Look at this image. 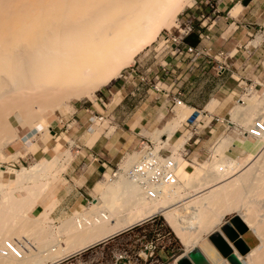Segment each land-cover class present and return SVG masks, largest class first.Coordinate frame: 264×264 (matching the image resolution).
Instances as JSON below:
<instances>
[{
    "label": "bare ground",
    "instance_id": "1",
    "mask_svg": "<svg viewBox=\"0 0 264 264\" xmlns=\"http://www.w3.org/2000/svg\"><path fill=\"white\" fill-rule=\"evenodd\" d=\"M189 4L192 5L191 0H0V136L5 134L6 141L9 140L10 144L11 140L13 142V140L20 138L18 133L14 131L18 127L17 124L28 125L33 128L36 122L46 121L43 115L48 106L59 108L67 99L90 97L92 93L119 79L122 72L135 62L136 57L157 41L164 28L170 29L175 24L174 21H176L175 18L178 17V13ZM179 107H185V105ZM191 112L190 110L179 113L178 120L168 125L169 127L163 133L160 132L158 139H161V141L157 142L158 145L156 146V149L159 147V151L156 150L153 156H160L162 146L164 148L172 146L169 142H173L177 130L182 127V124L192 114ZM232 115L234 117L233 121L241 122L247 128V135L250 139L249 142H247L248 140L245 142L238 139L239 146L236 148L248 149L249 155L244 154L246 157L242 155L244 156L243 160L240 157L235 165L233 163L234 169H238L237 173L242 167L246 171H244L243 177L237 180V182L243 180L241 181L242 186L237 184L236 180L232 181V185L236 183L239 186L235 185L236 188L243 187L240 188L241 195L237 198L244 201L245 204L240 206L243 203L241 202L238 206L244 211L242 214L245 222L258 231L264 243V209L262 206L257 205L258 198L261 199L264 196V99L260 100L257 96L246 98L241 101ZM48 128H50V125H48ZM54 134H56L53 135L54 139H57L56 149L60 153L64 146L62 141L65 138L63 139L57 132H54ZM166 134H168L169 139ZM183 137L182 142L173 148L174 156L172 159L175 163V171L184 162H186L184 163L185 170L189 165L182 152L188 151L186 146L192 139V134L185 132ZM92 139L97 140V135ZM2 145L4 147V144ZM222 147L235 148L230 142L224 143ZM145 153L142 152V155ZM64 154L66 152H63L61 157ZM17 155L16 158H18ZM66 155H69V153ZM61 157H56L51 164H39L28 172L11 173L12 183L17 186H22L29 180L32 182L33 179L34 182L36 181V183H33L34 185L40 183L37 187L32 186L33 190H28L31 188L25 189L27 196L23 200L15 199L14 195L9 193L15 190L8 192L9 185L0 183V264H55L64 256L72 255L86 246L89 247V245L98 241L106 240V238L157 214L167 206H171V195L178 191L176 185H173L175 188H173L174 192L171 193L169 184L176 182L178 179V173L175 171L173 181H170L169 185L167 184L169 188L166 184L155 187L154 184L149 182L148 178L138 179L136 177L134 179L129 176V171L132 168H129L127 173L115 175L112 179L108 176L110 178L108 183H100L96 186L98 196L94 198L93 207L90 208L91 211L63 223V230H59L63 235H67L64 233L65 230L69 232L71 230L70 237L64 239L66 240L65 244L64 241L52 239L51 236L55 233L52 230L54 227H52L51 222L47 223L46 221L48 225H41L43 223L42 219L44 220L45 217L49 219L46 216L47 213L44 215L45 217L43 216L44 218L41 217L46 211L40 213L41 216L36 217L38 220L28 216L34 205L37 204L35 203L37 200L38 203L41 201L46 209L52 207V203H46L45 198L51 186L58 179L48 186L46 181L50 178L49 175L52 177L51 167H54V164H60ZM137 157L132 160V164L136 165L140 161L136 162ZM222 161L224 162V160ZM211 165L214 166L213 162ZM8 167L0 165V169H3L0 172L3 174L11 172ZM123 170L125 172L127 168ZM231 170L235 172L233 168ZM63 171L61 169V172ZM205 174L206 172H204L203 177ZM226 174H228V171ZM231 175H233V172ZM55 176L58 177L57 174ZM197 176L195 175L193 179L195 180ZM187 181L186 184L189 182ZM142 182L146 184L144 185ZM227 185L225 186L228 188H224L222 185L226 191V193H223L230 194L227 189L231 188L232 190L229 191L236 197L237 192L235 191L236 195L232 191H238V189H233L234 186H230L231 184ZM12 188H14V185ZM179 189L181 190L180 187ZM212 190L215 191V189ZM216 190L219 192V189ZM220 192L219 196H221ZM210 193L212 195L214 192L210 191ZM249 196H258L257 201L251 200L252 203L250 204L247 201L250 198ZM226 197L228 196L226 195ZM209 198L207 199L209 200ZM242 198L243 200H241ZM211 200L213 201V199ZM213 204L215 203L213 202ZM55 206L56 204L52 208H55ZM235 206L230 209H235ZM196 210L198 211L197 214L201 213L199 212L200 209ZM174 211L177 212L176 209ZM169 212H167L168 216L170 213L172 214V212ZM184 212L187 213L188 211L186 212L185 209ZM197 214H195L196 217H199V214ZM188 215L190 219V213ZM193 216L194 214H192ZM167 219L172 220V222L178 220L168 217ZM38 228H40V231ZM191 228L194 227L191 225ZM15 236L18 239L14 238ZM263 245L244 257L248 258L245 262L248 264H264ZM11 247L15 248L17 253L13 252ZM239 257L243 261L244 258L240 255Z\"/></svg>",
    "mask_w": 264,
    "mask_h": 264
},
{
    "label": "crops",
    "instance_id": "2",
    "mask_svg": "<svg viewBox=\"0 0 264 264\" xmlns=\"http://www.w3.org/2000/svg\"><path fill=\"white\" fill-rule=\"evenodd\" d=\"M212 12L213 11H210L206 3L203 2L200 6H197L195 10L188 12L186 16L192 19V21L194 20L195 23L198 20V25L201 26L202 31L205 34L211 35V41L205 42V44L211 45L215 53L219 51L230 53L231 58L226 62L227 71L224 74L218 72L217 63H210L208 60H201L194 64L189 60H176L175 58L169 57L167 58V62H165L164 57L155 55L156 58L158 57V61L156 64L151 65L155 66L153 67V73L149 74V72L146 71L149 74L150 80H153L152 84L156 83L154 77L157 75V71H159L161 66L171 65L170 71L172 72L171 77L162 84L160 92L150 88L147 84H143L139 77L124 79L118 84H115L114 88L103 93L104 95L112 96L108 97L109 103L106 105H102L99 102L94 103L92 104L94 110L91 112H88V109H91L90 107L77 109L71 119L74 120V123H72V127H68V130L74 129V137L88 150V152H90L89 158L91 163L87 167L88 174L85 176L86 181L82 186L83 188L95 182L94 176L96 172H104L109 168L119 166L123 158L127 155L137 153L141 155L142 152H144L142 150V142H144V140L153 142L152 138H148L147 135L152 136L157 130H161L159 128L164 123L170 124L175 118L178 120L180 114L186 111L188 112L191 110L192 114L196 111H200L202 117L200 118L201 128L198 131V136L200 135L201 137H197L199 139H197L198 142L195 144L196 147L194 150H189V155L186 158L189 165L185 170L184 163L186 162H184L182 166H180L181 169H176L175 172L178 173L176 182L178 184L176 182L169 183L171 193L174 192L173 188L176 187L178 189V191L175 192L176 194L173 193L175 196L173 194L171 195V206H167L157 214L149 217L148 219H151L148 222L140 224L148 220L146 219L133 225L132 227L140 224L134 228L129 227L117 233V235L115 234L106 238V240L98 241L91 244L92 246L89 245V247L86 246L72 255L60 258L55 264H66L67 262H70L68 264H126L124 259L116 261V258L123 253H130L133 256L141 257V264H179L182 259L187 258L188 254L194 250L200 251L210 264H230L221 256L210 241V237L216 233H221L224 240L233 248L234 253L239 256L237 249L221 230L232 218L243 216L242 212L244 211H242L243 209L241 210L240 206H243L245 202L237 198L241 195L239 190L243 188L241 187V181L243 180L239 182H237V180L243 177L246 169L242 167L243 169L241 168V170L243 173L241 170H239L241 173L239 171L237 173L236 171L238 169H234L237 159L234 160V158L244 157V154L249 155V152H247L248 149H242V151L236 147L239 146L238 139L245 142L247 140V142H249L250 139L247 134H242L243 136L227 134L222 140L219 139L221 142H219L220 147L218 146V149L215 148L216 150L214 149L212 151V147L214 146L212 138L215 137V132L218 130V128L215 129L214 127V118L228 116L236 106L239 91L243 87L244 80L249 78V73L260 72L258 65L264 58V0H216L215 12ZM207 14L209 15L207 16ZM201 15H203L205 19L201 18ZM148 56L149 54L145 57L147 58ZM143 62L144 60H140L139 64L142 69L146 70V66H144L145 64ZM179 92L181 93V98L185 107L175 106L172 101V98ZM211 106L213 107L211 108ZM177 108H179L180 114L176 110ZM92 112L98 114L99 117L103 116V122L108 121L109 126L106 128H97ZM171 113L173 115L172 118L170 116ZM192 114L189 115L187 120ZM206 119H208L207 123ZM169 120L170 122H168ZM187 120L185 122H187ZM97 132H100V136L93 142V135ZM178 133L179 130L176 132L173 139ZM207 134L212 136L206 137ZM35 138L36 137L32 138V140ZM51 142L52 140L46 143V146H49ZM223 142H230L235 148H224L222 147L224 144ZM37 144L40 146L38 151L35 154L29 153L28 156H36L40 153L46 154L44 149L45 144L40 140ZM211 145L213 146L211 147ZM228 154L234 158L230 157ZM238 154L240 156H238ZM210 155V159L204 162ZM216 157L217 159H215ZM218 157L221 159L219 160ZM222 160H224V162ZM212 162L215 167L211 165ZM218 164L222 165L219 166ZM231 167L235 172L231 170ZM190 169L194 171L189 172ZM209 169L210 171H208ZM226 170L228 174H226ZM230 171L233 172L231 176L230 174L232 172ZM204 172H206V174L203 177ZM197 174H199L198 176L200 177H198ZM179 175L182 177L183 181L180 180L181 178ZM195 175L198 178L196 177L194 180L193 178H195ZM199 178L201 179L199 180ZM186 180L189 181H187L188 183L192 182L186 184ZM234 180H236L235 182H237V184H241L240 188H236V186H238L236 183L232 185V181L234 182ZM193 182L194 184H192ZM225 183L234 186L233 189H238L239 192L237 190L232 191L234 193L235 191L237 192L238 195L235 193L237 195L236 197L229 191L231 188H229V190L227 189L230 194L223 193H226L224 188L229 187ZM167 184L166 186L168 187L169 184ZM173 185L176 186L174 187ZM212 189H215V191ZM216 189H219V192L223 190L220 192L221 196H219L220 194ZM210 191L217 193H212V195H210ZM226 195L228 197H226ZM207 198H209V200ZM211 199H213V201ZM241 200H243V198ZM82 201L83 199L80 197L77 201H68L67 199L66 204L79 206ZM233 201L236 203L234 204ZM247 201L251 204L254 200ZM213 202L215 204H213ZM239 203H241L240 206H238ZM233 205H237L235 207L238 209L240 208L239 211L236 208L231 210V207L234 208ZM175 209L177 212L174 211ZM185 209L186 212L188 211L187 213L184 212ZM194 209H200L199 212L202 213H200L201 215L198 213L200 218L198 216L196 217L195 214H197L196 212L198 211ZM168 211L172 212V214L169 212V216L167 213ZM194 211L195 213H193ZM180 212L183 213L181 214ZM189 213L190 219L188 218ZM192 214H194L195 217H192ZM167 217L178 220L172 222V220L167 219ZM193 218L198 219L194 220ZM242 219L245 222L244 216ZM186 220L189 222L187 223ZM245 223L247 224V222ZM191 225L194 228L190 229ZM247 226L249 227V231L241 238L253 252L262 246L263 241L256 229L249 226V224H247ZM148 240H154L158 246L153 256L144 250ZM174 241L180 242L181 252L179 254H174L175 249L172 246ZM120 246L121 249H117L116 252L112 253L111 259L107 258L106 255L111 249L115 247L119 248ZM247 259H243L245 264L247 263L245 262Z\"/></svg>",
    "mask_w": 264,
    "mask_h": 264
},
{
    "label": "rangeland",
    "instance_id": "3",
    "mask_svg": "<svg viewBox=\"0 0 264 264\" xmlns=\"http://www.w3.org/2000/svg\"><path fill=\"white\" fill-rule=\"evenodd\" d=\"M191 1H192V5H190V4L186 5L184 7V9H182L181 12H179L180 14L178 13V17H176L175 18L176 21H174L175 24H173L170 29L175 27L176 24H178L179 20L181 21L180 23H184V24L185 23L187 24L189 21H192V19L187 17L186 14L192 10H195L197 8V6H200L203 2L206 3V5H207V7H209L210 11L215 12L216 0H191ZM208 15L209 14H207V16ZM201 18L205 19L203 15H201ZM192 22H193V24H197L198 28L200 27L198 25L199 24L198 20L196 21V23L194 20ZM168 29L164 28L163 31H166ZM161 42L162 41H161V34H160L157 41L153 45H151V46L147 47L145 50H143L136 57L135 62H133L131 64V66H129L128 68H126L122 72V75L120 76L119 79L115 80L110 85L105 86L102 89L92 93L90 97H85L82 99H78V98H71L70 100L67 99L61 105L59 104L60 106L57 105V106H59V108L55 107V106L54 107L48 106L44 110L45 113L43 115L44 116L43 118H45L46 121L40 120V121L36 122L35 125L33 126V128H32V126H28V125L22 126L21 124H17L18 127L15 128L14 131L16 133H18L20 138L13 140V142L11 140L10 144L8 142L9 140L6 141V138H5L6 135L1 134V136H0V143H1L0 144V152H2V153H0V156L1 155L2 156L0 157L1 158L0 159V165L6 166V167L9 166L8 168L11 169V172H8L6 174H3L0 172V183L4 184V185H9V188H7L8 192L15 190L14 192H9V193H12L14 195L15 199H17V200H23L27 196L25 189L27 190L28 188H31L32 186L37 187L40 183L39 184L37 183L34 185L33 183H36V181L34 182V179H33L32 182L29 180V181H27V183H24L25 186L24 185L17 186L15 183L14 184L12 183V177H11L12 174L11 173L18 172V171H19V173H21V171H22V173L28 172V171H30V169L36 168V166H38L39 164H44V163L51 164L53 161H55L56 157H58V156L61 157L63 152H66V154L69 153V155L64 154L63 157L60 158V161H59L60 164H54L53 165L54 167H51L52 168V171H51L52 177L49 175V177H50V178H48L49 182L46 181V185L48 186L49 184H53L54 181H56L57 179L59 180V181L57 180L56 183H54L53 186H51V188L49 189L47 196L45 198L46 203H48V204L52 203L53 204V205L51 204L52 207H54V204H56L55 208L51 207L50 209H46L43 206V204L41 203V201H39V203H38L37 202L38 200H37L35 202L37 204L34 205V208L31 210V212L28 215L29 217H32V219L35 218L36 220H38L36 217L41 216L40 213H42L43 211H46V212H44V214L41 217H43L47 213L46 216L49 219H47L44 216L45 219L44 220L42 219L43 223L41 225H46L47 223L51 222L52 227H54L52 230L55 233L53 235L51 234L52 235L51 237H52V239L55 238L56 239L55 241H57V239H58V241L61 240V241H64V243H65L66 240H64V239H68L70 237L69 234H70L71 230H70V232L68 230H65L66 232H64V233H66L68 236L65 234L63 235V233L60 232L61 230H63V225H64L63 223L64 222L71 220V219L72 220L76 219L79 216L85 215L86 212L91 211L90 208L93 207L92 202L95 200L94 198H96L98 196V192H96V186H98L97 184H100V183L106 184L110 181V178L112 179L115 175L120 174V173H118V168H122V169L127 168V170L125 172H121V173H127L129 168H133L135 166V164H132V162H133L132 160L135 159L137 156H139V157H137L138 160L136 161V162H138L146 154L145 152H143V153H145L143 155L142 154L141 155L131 154V155L125 156V158H123V160L119 166L109 168V169L105 170L104 172H100V173L96 172L95 176H94L95 182L89 184L86 187L84 186L82 188V186L84 185V183L86 181L85 176H87L86 174H88L87 173V167L91 163V160L89 158L90 152H88V150L83 145H81V143H79L77 141V139L74 137V135H75L74 129L68 130V127H72V123H74V120H71L73 118L72 117L73 114L77 111V109H80L83 107H90L91 108L90 110L92 111V110H94L92 104L97 103V102L101 103L102 105H106L107 103H109L108 97H112V96L111 95L107 96V95H104L103 93L109 89L114 88L115 84H118L119 82L123 81L124 80L123 76L126 75L132 68H140L141 76L143 75V77L148 78L150 73L148 74L146 72V70L151 65L156 64V62L158 61V59L155 57V54H156V48L158 46H161ZM147 54H149V56L146 58L145 56ZM140 60L141 61L144 60L143 63L145 64L144 66H146L145 67L146 70L142 69L139 66ZM258 67H259L260 72H255V73L250 72L249 78L244 80L243 87L239 91V96H238V100L236 102V106L234 109H232V112L226 117H220L221 119L224 120V122H222L223 120H221L222 123H219V122H217V120H214V125H215L214 127H215V129L218 128V130H217L218 133L215 132L216 133L215 137L212 138L213 139V145H214V146L211 145V147L213 146L212 151L216 147L219 146L220 140L222 138H224L226 136V134H231L233 136H239V135L243 136L242 134L248 133V131H246L247 128L241 122L233 121L234 117H233L232 113L238 107V105L241 103V101H243L246 98L249 99V98H252V96L253 97L257 96V98L260 100L264 99V58H263L262 62L258 65ZM98 105H100V104H98ZM54 108H56V109H54ZM176 110L179 113V111H180L179 108H177ZM92 114H94L93 117H94L95 125L97 128H104V127L106 128L109 126V122L107 120H106L107 122H103V121L101 122L99 119H97L98 114H95L93 112H92ZM170 116L172 118V116H173L172 113ZM256 117H258V116H256ZM171 118H170V120H171ZM170 120L168 122H170ZM176 121H177V118H175L173 122H176ZM98 122H100V123H98ZM207 122H208V119H206V123ZM96 123H98L99 125ZM172 123H170V124L164 123L159 128L161 130H157L152 136L147 135V137L152 138V140L156 139L155 141H153V143L154 142L157 143V142L161 141V139H158L160 132L163 133L167 129V127H169L168 125H171ZM186 123L187 122L183 123L182 127H180L178 129L179 133L173 139V142H169L172 146L171 147L167 146V147H165V149H167L171 152H174L173 148L177 147L182 142V138H184L183 133H185L189 129ZM47 124L50 125V128H48ZM46 125H47V127H46ZM54 132H57V134L59 136L63 137V139L65 138L62 141L64 146H63V149L60 153H58V151L56 149V145H57L56 140L57 139H54V137H53V135H56V134H54ZM97 133L93 135V138L95 135H97V138L99 137L100 132H97ZM166 135H167V138L169 139L168 134H166ZM199 136L197 134L196 137L191 142H189L190 146L187 147L188 151L191 149L194 150V148L196 147V145L194 144V141H197V139H199L197 137H199ZM210 136H212V135H210V134L206 135V137H210ZM241 136H240V138H241ZM34 137H36V138L32 140V138H34ZM164 137H166V136H164ZM39 140L45 144L44 149H45L46 154L40 153L36 156H28L29 153L35 154L38 151L40 146L37 143ZM50 140H52V142L49 144V146H46V143H48ZM92 141L94 142V139H92ZM253 141H255V140H253ZM144 142H146V144H148L147 140H144ZM2 144H4V147ZM7 144H9V145L6 146ZM157 145L158 144H156V146ZM158 148L159 147H157V149H156L157 152L159 151ZM216 149H218V148H216ZM142 150L144 151L143 142H142ZM16 154H18L17 155L18 158L15 157ZM229 156L234 158L231 155H229ZM238 156H240V155L238 154ZM210 157H211V155L209 157H207V159H205L204 162L209 160ZM241 158H242V160L244 159V157H241ZM9 159H11V160H9ZM12 159H14L15 161H13ZM234 159H238V158H234ZM11 161H13V162H11ZM70 161H71V163H69ZM204 162H201V163H204ZM125 165H126V167H125ZM56 168L57 169L59 168L58 171ZM23 169H25L27 171H25ZM61 169H62V171L63 170L64 171L61 172ZM0 170H3V169H0ZM89 171L93 172L92 170H89ZM193 171H194L193 169L189 170V172H193ZM56 174L58 177L55 176ZM179 177H180V175H179ZM180 178L182 180V177H180ZM79 180L83 183H81ZM78 182H80V183H78ZM13 185H14V188H12ZM36 187H33V188H36ZM28 190H33V189L31 188ZM79 197L81 199H83L82 203L79 206H75L73 204H69V205L66 204L67 199H68V201L69 200L77 201ZM263 197L264 196H262L260 199V197L258 198V196H256V197L251 196L248 199L257 201V198H258L259 204L257 203V205L259 207L262 206V208L264 209V205H263L264 200H262V199H264ZM262 208H260V209L263 211ZM44 209H46V210H44ZM262 214H263V212H262ZM162 219L164 220L163 217H162ZM25 220H27V219H25ZM48 220H49V222H48ZM46 221H47V223H46ZM35 229H36V227H35ZM38 229L40 231V228H38ZM60 234H61V236H59ZM24 237H26V235H24ZM14 238L18 239L17 236H15ZM172 246L175 249L174 254H179L181 252V245H180L179 241H174ZM117 249H121V246L119 248L115 247V248L111 249L108 252V254L106 255L107 258L111 259L112 253L116 252ZM122 255H119L116 258V261H118V258ZM131 256H133V255H131ZM124 260L126 261V264H128V259L124 258ZM68 263H70V262H67L66 264H68Z\"/></svg>",
    "mask_w": 264,
    "mask_h": 264
},
{
    "label": "built area",
    "instance_id": "4",
    "mask_svg": "<svg viewBox=\"0 0 264 264\" xmlns=\"http://www.w3.org/2000/svg\"><path fill=\"white\" fill-rule=\"evenodd\" d=\"M180 22L181 21L179 20L175 27L161 33V46L156 48L155 55L164 57L165 62H167V58L169 57L175 58L176 60H189L194 64L200 62L201 60H208L210 63H217L218 72L220 74H224L227 71L226 62L231 58L230 53L224 51L215 53L214 48L211 45L205 44V42H210L212 37L210 34H205L202 31L201 26L198 28L197 24H193L192 21H189L187 24ZM193 38L197 40V43L193 44L190 42ZM139 66L141 67L140 64ZM153 67L155 66H150L146 71L153 73ZM170 67L171 65L168 64L159 68L157 75L154 77L156 82L155 84H152L153 80H150L149 77L147 78L143 77V75L141 76L139 68H132L126 75L123 76V78L134 79L135 77H139L143 84H147L150 88L160 92L162 84L165 83L172 75ZM172 101L175 106H182L184 104L180 92L172 98ZM88 112H91V110L88 109ZM201 117L202 113L200 111H196L187 120L186 124L189 129L186 132H190L192 134L190 142L196 137L198 131L200 130ZM97 119L101 122L104 120L103 117H99L98 115ZM214 120H217L219 123L224 122V120L220 117H216ZM221 120L223 121L221 122ZM147 141L148 144L143 142L144 152H146L145 156L138 163H136L135 167L130 169L129 176L134 179H136V177H138V179L148 178L149 182L154 184L155 187L164 186L170 181H173L175 163L172 158L174 153L162 146L163 149H161L160 156H153L156 151L157 143H153L149 140ZM197 142L198 141H194V144ZM188 146H190V143L187 144L186 148ZM182 154L186 159L189 155V151H183ZM148 157L151 158L148 159ZM121 172H124V170L122 168H118V173ZM142 183L144 185L146 184L144 182ZM157 247L158 246L154 240H149L147 244H145L144 250L153 256ZM11 250L17 253L15 248L11 247ZM124 258L128 259V264H141V257L131 256L130 253H124L118 258V261Z\"/></svg>",
    "mask_w": 264,
    "mask_h": 264
},
{
    "label": "water",
    "instance_id": "5",
    "mask_svg": "<svg viewBox=\"0 0 264 264\" xmlns=\"http://www.w3.org/2000/svg\"><path fill=\"white\" fill-rule=\"evenodd\" d=\"M150 219L140 224L146 223ZM221 231L227 237V239L233 244V246L237 249L241 257L244 258L251 252L250 248L245 244V242L241 238L249 231V227L247 226V224L243 221V219L240 216H236L232 218V220H230L222 228ZM210 241L219 251L221 256L224 259H226L230 264H244L241 258L234 253L233 248L224 240L221 233H216L212 235L210 237ZM179 264H210V263L200 251L194 250L193 252H190L188 254L187 258L182 259L179 262Z\"/></svg>",
    "mask_w": 264,
    "mask_h": 264
},
{
    "label": "trees",
    "instance_id": "6",
    "mask_svg": "<svg viewBox=\"0 0 264 264\" xmlns=\"http://www.w3.org/2000/svg\"><path fill=\"white\" fill-rule=\"evenodd\" d=\"M190 42L193 43V44H195V43H197V40L195 38H193V39H191Z\"/></svg>",
    "mask_w": 264,
    "mask_h": 264
}]
</instances>
